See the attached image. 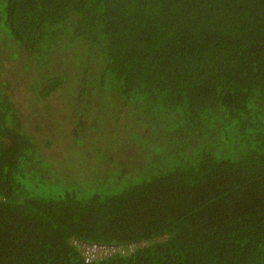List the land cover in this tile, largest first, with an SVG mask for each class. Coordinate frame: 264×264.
<instances>
[{"label": "trees", "instance_id": "trees-1", "mask_svg": "<svg viewBox=\"0 0 264 264\" xmlns=\"http://www.w3.org/2000/svg\"><path fill=\"white\" fill-rule=\"evenodd\" d=\"M0 264H264V0H0Z\"/></svg>", "mask_w": 264, "mask_h": 264}, {"label": "built area", "instance_id": "built-area-1", "mask_svg": "<svg viewBox=\"0 0 264 264\" xmlns=\"http://www.w3.org/2000/svg\"><path fill=\"white\" fill-rule=\"evenodd\" d=\"M108 250L107 246L98 245V244H91L84 246V254L86 255L87 259L92 258L93 256L106 252Z\"/></svg>", "mask_w": 264, "mask_h": 264}, {"label": "rangeland", "instance_id": "rangeland-1", "mask_svg": "<svg viewBox=\"0 0 264 264\" xmlns=\"http://www.w3.org/2000/svg\"><path fill=\"white\" fill-rule=\"evenodd\" d=\"M23 99H24V97L22 98V100H23ZM73 103L75 104V102L72 100V101H71V104H73ZM64 139L67 140V136H66V135H65V138H64ZM68 141H69V139H68Z\"/></svg>", "mask_w": 264, "mask_h": 264}]
</instances>
